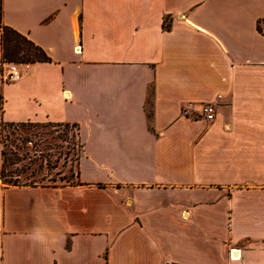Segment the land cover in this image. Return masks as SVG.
Segmentation results:
<instances>
[{"label": "crops", "instance_id": "0c3cea01", "mask_svg": "<svg viewBox=\"0 0 264 264\" xmlns=\"http://www.w3.org/2000/svg\"><path fill=\"white\" fill-rule=\"evenodd\" d=\"M0 22L50 56L0 83V123L81 145L74 183L0 178V264H264V0H0Z\"/></svg>", "mask_w": 264, "mask_h": 264}, {"label": "rangeland", "instance_id": "374dc122", "mask_svg": "<svg viewBox=\"0 0 264 264\" xmlns=\"http://www.w3.org/2000/svg\"><path fill=\"white\" fill-rule=\"evenodd\" d=\"M5 125L0 132V148L10 146L20 158L8 164L21 180L72 182L76 180V159L80 141L76 126L54 124L40 126ZM28 123V122H27ZM59 134V135H58ZM28 149V151H27Z\"/></svg>", "mask_w": 264, "mask_h": 264}, {"label": "trees", "instance_id": "16d2710c", "mask_svg": "<svg viewBox=\"0 0 264 264\" xmlns=\"http://www.w3.org/2000/svg\"><path fill=\"white\" fill-rule=\"evenodd\" d=\"M0 58L5 61L15 62H30L34 60H50V56L44 51V49L27 37L24 33L12 28L9 25L0 22ZM1 102V95H0ZM149 116V110L146 111ZM28 122V123H27ZM69 124L67 121H37L33 122L35 125L46 126L54 124ZM17 125L24 126L26 124H32V121H2L0 123V132L5 125ZM75 125V123H71ZM76 126V125H75ZM59 135V134H58ZM28 151V149H27ZM20 156L10 146L0 148V178L4 183L13 184H34V183H54V181L37 182L34 179L19 180L17 178L18 172L13 169H8V164H11L19 159ZM76 180L72 181L73 183Z\"/></svg>", "mask_w": 264, "mask_h": 264}, {"label": "built area", "instance_id": "2783aa9c", "mask_svg": "<svg viewBox=\"0 0 264 264\" xmlns=\"http://www.w3.org/2000/svg\"><path fill=\"white\" fill-rule=\"evenodd\" d=\"M21 71L18 66V62L15 61H1L0 62V83L4 81H13L20 77ZM190 105H185L182 108V112L189 114ZM200 114L207 120L211 119L214 115V104L209 101H204L199 107ZM237 254H232L230 251L228 256L231 258L236 257Z\"/></svg>", "mask_w": 264, "mask_h": 264}]
</instances>
